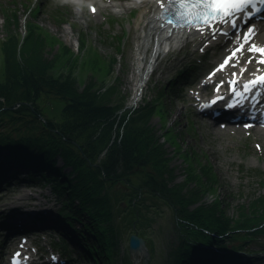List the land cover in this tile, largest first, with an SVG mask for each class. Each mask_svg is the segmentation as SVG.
<instances>
[{
    "label": "trees",
    "instance_id": "1",
    "mask_svg": "<svg viewBox=\"0 0 264 264\" xmlns=\"http://www.w3.org/2000/svg\"><path fill=\"white\" fill-rule=\"evenodd\" d=\"M28 13L35 18L37 12L31 8ZM2 14L7 37L0 39V157L27 166L28 178L37 176L51 183L62 197L60 218L80 224L74 231L84 245L91 243L90 251H97L102 260L113 257L116 231L112 221L122 208L119 183L135 191L127 197L136 211L131 208V216L126 218L135 228L141 222L142 206H155L162 200L173 211V224L178 232L171 264L223 262L225 252L218 256L201 247V242L217 240L205 230L225 234L217 247L227 251L225 240L256 243L253 238L256 233L248 228L264 225V198L237 204L231 215L225 214L223 198L215 197L206 208L193 206L206 190L214 191V178L193 154H187L179 146L175 147V154L184 157L189 171L184 182L172 183L174 168L169 165L172 156L165 155L164 143L154 133L150 134L148 124L153 114L159 115L164 139L175 142V136L168 135V119L164 116L167 108L162 103L143 99L131 112L123 109L119 114L116 110L123 108L126 96L120 93L118 80L98 93L93 85L96 82L91 79L79 89L76 83L82 69L78 64L85 61L83 54H73L60 39L32 20L24 24L22 36L17 31L21 17L16 10L6 9ZM79 42L80 48L87 50L86 58L98 54L96 49L88 50L84 45L88 40L83 34ZM54 43L56 51L46 56L45 46ZM114 59L117 62L116 56ZM114 59L102 68L104 77L111 71ZM95 65L90 67L94 69ZM113 95H117L116 106L109 104ZM43 100L51 101L52 111L43 110L40 104ZM56 153L63 159L62 166L55 164ZM194 162L200 171L194 168ZM63 167L70 169L64 173ZM138 167L146 169L139 180L126 176L129 170ZM202 254L205 261L194 257ZM214 258L218 261H213Z\"/></svg>",
    "mask_w": 264,
    "mask_h": 264
},
{
    "label": "rangeland",
    "instance_id": "2",
    "mask_svg": "<svg viewBox=\"0 0 264 264\" xmlns=\"http://www.w3.org/2000/svg\"><path fill=\"white\" fill-rule=\"evenodd\" d=\"M36 1L37 13L36 17H31L28 10L34 4L35 0H0V39H5V30L2 27V16L3 12L7 9H14L21 17V26L17 28L18 32L24 33V24L29 20H32L42 26L48 31L49 34L60 39L73 54H83L85 56V61L78 64L81 66V74L79 82V89L83 87V82H88V79L96 82L94 87L97 90L103 89L105 86L111 82L114 84L117 80V86L120 93L125 97V103L123 108L116 110L119 114L123 111L126 106L135 107L141 103L143 97H147L162 103L167 110L164 116L168 119V135L173 134L175 136V142L172 140H165V130H162L163 121L159 115L153 114L148 120L150 125V134L159 138L160 142L164 144L165 155H172V159L169 163L174 170L173 182H184L187 171H189L188 165L185 163L184 157L179 154H174L175 147L179 146L184 148L185 152L193 154V158L196 157L201 165H203L208 174L214 178L213 184L215 185V190H208L203 198H200L198 202L194 203L193 206L200 205V207L206 208L207 205L214 199V197H222L227 204V211L231 213L232 209L240 202H248V200L255 199L257 197L264 198V141L259 139H252L250 144L246 142L238 141H223V138L213 132L211 128L204 125L203 123L197 121L196 117L193 116L192 112L184 108L182 101L180 100V95L182 90H174L172 87L168 89L163 88V84L167 85L171 77L172 81L177 77L182 75H173L178 69H183L182 73L185 74L192 73L191 78H193V70L196 67V56L194 54L195 45L193 43V57L191 54H180L179 58H173L174 54L169 53L170 58L164 60V66L159 69H153L152 75L148 78L147 83L136 90V60H135V43H136V33L134 28L131 26L133 20L139 12L138 4L142 3V0H134L137 5L132 7L133 10L122 12L120 14L114 12L112 8L102 7L101 13L95 15H90L86 4L81 1L84 7L77 8L76 5L72 7L66 2H61V0H44L42 4ZM72 3L73 1L70 0ZM102 0H94L92 3L96 4L97 7ZM126 0H116L114 2L120 3ZM13 27V26H12ZM82 34L86 37L88 42L84 45L88 47V50L96 49L98 54L94 53L86 58L87 50L80 48L79 39ZM120 39V42H119ZM7 41H4L6 43ZM195 42H200L195 41ZM119 43L121 45H119ZM93 45V46H92ZM185 46V45H184ZM44 54L46 56H51L57 49V44L54 43L52 46H45ZM92 52V51H91ZM1 53V52H0ZM179 53V51L177 52ZM168 55V56H169ZM115 56L117 57V62L115 61ZM193 59L190 61L189 59ZM112 59L114 63L112 65L111 71L103 75V69L109 63L111 64ZM96 64L94 69L90 65ZM151 68V67H150ZM148 68V69H150ZM94 72V73H92ZM83 77V79H82ZM184 79H180L182 82ZM175 82H172L173 86ZM109 84V85H111ZM181 85V83L179 84ZM93 87V88H94ZM184 90V89H183ZM189 91V89H185ZM116 93V92H115ZM137 97L132 98L135 94ZM117 95H113L109 104L116 106L115 99ZM107 99V98H105ZM49 100V99H48ZM43 100L40 102L41 107L46 112L52 111L53 106L51 101ZM166 120V119H165ZM15 133V132H13ZM254 142H259L261 144L260 149L257 148ZM161 143V145H163ZM5 152V151H4ZM57 166H62V159L60 156H56ZM194 168L200 171L199 165L193 163ZM69 167H64L62 170L67 173ZM145 167H138L134 170L132 168L126 173V176L133 181L139 180L142 175H145ZM203 179L205 177L203 176ZM45 181V180H44ZM40 181L33 184L29 189L30 194L32 190H37L36 197H28V193L25 194V189L19 188L14 194H10V191H4L0 196V214L4 215L5 206L9 200L21 201V205H36L37 202H41V206H44L45 210L54 207L55 205L60 206V197L52 189L51 183L49 181ZM42 182V183H41ZM191 184V182H190ZM193 184V182H192ZM189 183L187 184V186ZM37 186V187H33ZM120 188V190H119ZM118 190L122 195V202L120 206L119 216H116L113 221V227L116 231L115 234V244L114 253L111 259H106L104 264H143V257L137 252H131L128 249V238L132 232H136L141 235L146 242L150 245L149 258L147 264H171L173 261L174 253L173 247L177 243V232L178 227L173 224L174 214L173 211L162 201L158 200L157 205H148L141 207V216L138 227L135 228L130 223L126 221V218L131 216V208H134L133 203L128 201V194L134 193L135 191L129 190L127 184H118ZM101 190H99V193ZM15 194L20 196H14ZM217 194L219 196H217ZM25 195V196H24ZM33 200L31 203L29 201ZM54 209V208H53ZM134 211L135 208H134ZM139 211V209H138ZM26 216H20V221L24 222ZM79 226V223L77 224ZM41 229L35 231L37 234V241L42 245V252L47 254L50 249L51 240L57 236L59 233L56 229L51 226V223L46 225H39ZM35 232H32L34 234ZM51 232V233H50ZM52 234V235H50ZM3 244V242H2ZM233 244V243H230ZM235 244V243H234ZM253 251L257 250L260 253V249H264L261 246H250ZM264 258V255H258ZM85 257V256H82ZM201 261H205V255H195ZM237 256L232 255L235 261ZM84 261L81 258L79 260L75 259L73 264H101L100 260L93 262ZM260 260V259H259ZM213 261H218V259H213ZM229 263L230 260L225 258L219 264ZM244 263V259L242 260ZM257 263V259L250 258L249 264ZM205 264H213V262H205ZM262 264V261H261Z\"/></svg>",
    "mask_w": 264,
    "mask_h": 264
},
{
    "label": "bare ground",
    "instance_id": "3",
    "mask_svg": "<svg viewBox=\"0 0 264 264\" xmlns=\"http://www.w3.org/2000/svg\"><path fill=\"white\" fill-rule=\"evenodd\" d=\"M137 5V2L134 0H126L125 2H105L98 6L100 7H109L114 10V12L120 14L122 12L133 10L134 6ZM139 12L132 22V27L134 28L136 35L135 43V60H136V90L142 88L150 77L149 69L145 68V65L149 63L153 69H159L164 66V60L172 49L180 48L188 41L195 38H204L208 39L211 32L203 29H187L184 27H170V25L161 26L159 20L156 17L157 4L156 0H142L141 4H138ZM4 15L2 16V27L4 23ZM259 41H264V23L260 24V33L257 35ZM203 41V40H201ZM119 45H121L119 43ZM199 66L193 70V74L198 70ZM149 74V75H148ZM135 96V95H134ZM134 96L132 100L134 99ZM27 146H31L28 141L23 140ZM248 143L247 145H249ZM20 148V147H19ZM7 150V149H6ZM6 152V151H5ZM4 152V153H5ZM3 154V153H2ZM56 156H60L56 153ZM63 162V159H62ZM1 165V164H0ZM31 182L37 183L44 181V179L31 178ZM60 209V207H52ZM42 214V213H39ZM34 218V217H33ZM30 220V219H26ZM219 240L223 238L221 234L218 236ZM142 256L140 253H138ZM259 257L258 254L252 252L246 254V260L244 264H249L250 258Z\"/></svg>",
    "mask_w": 264,
    "mask_h": 264
},
{
    "label": "snow or ice",
    "instance_id": "4",
    "mask_svg": "<svg viewBox=\"0 0 264 264\" xmlns=\"http://www.w3.org/2000/svg\"><path fill=\"white\" fill-rule=\"evenodd\" d=\"M172 0H169V3H171ZM178 4H187V5H195V4H200V5H210L213 7L214 11L216 13H219L220 11L224 12V17L227 19L230 17L233 13L240 11V8H238V5H244L251 3L252 0H176ZM261 2H264V0H261ZM163 3L161 0V7H163ZM232 27H236L235 23H232ZM253 29L249 28L248 33L244 34V40L247 42L249 38V33H251ZM236 39H240V36L237 35ZM244 49V45L241 44L239 48L235 49L232 53L231 56L226 57L224 60V63L220 65V68L223 69L225 65L229 63V61L232 59L233 56L236 55L237 52L242 51ZM249 52H260L262 55H264V48H257L254 44L251 45V47L248 48ZM258 63H264V59L257 61ZM249 63H251V60H249ZM243 71V70H242ZM223 83V82H221ZM235 83V81H233ZM264 83V76H259L256 78L254 81H248L245 84V90L251 91V88L248 87V85H257ZM219 90V89H217ZM234 89H230V91H233ZM223 98V97H221ZM228 107H234L235 105L232 104H227Z\"/></svg>",
    "mask_w": 264,
    "mask_h": 264
},
{
    "label": "water",
    "instance_id": "5",
    "mask_svg": "<svg viewBox=\"0 0 264 264\" xmlns=\"http://www.w3.org/2000/svg\"><path fill=\"white\" fill-rule=\"evenodd\" d=\"M128 249L131 252L140 253L143 257V264H147L149 258V250L142 236H140L136 232H132L128 238Z\"/></svg>",
    "mask_w": 264,
    "mask_h": 264
},
{
    "label": "clouds",
    "instance_id": "6",
    "mask_svg": "<svg viewBox=\"0 0 264 264\" xmlns=\"http://www.w3.org/2000/svg\"><path fill=\"white\" fill-rule=\"evenodd\" d=\"M61 2H67V0H61ZM73 3L76 4L77 8L81 7V0H73ZM91 5H89L90 7Z\"/></svg>",
    "mask_w": 264,
    "mask_h": 264
}]
</instances>
